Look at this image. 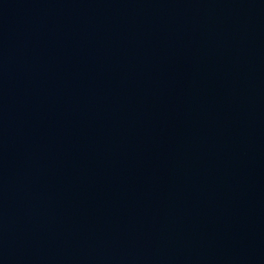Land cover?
I'll return each instance as SVG.
<instances>
[{
	"label": "water",
	"instance_id": "1",
	"mask_svg": "<svg viewBox=\"0 0 264 264\" xmlns=\"http://www.w3.org/2000/svg\"><path fill=\"white\" fill-rule=\"evenodd\" d=\"M0 264H264V0H0Z\"/></svg>",
	"mask_w": 264,
	"mask_h": 264
}]
</instances>
